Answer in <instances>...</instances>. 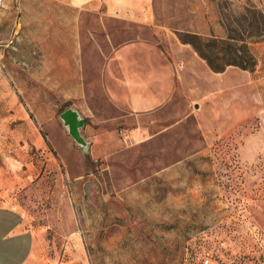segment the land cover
<instances>
[{"label":"rangeland","instance_id":"obj_1","mask_svg":"<svg viewBox=\"0 0 264 264\" xmlns=\"http://www.w3.org/2000/svg\"><path fill=\"white\" fill-rule=\"evenodd\" d=\"M248 6L5 0L0 264H264V41L215 72L178 35Z\"/></svg>","mask_w":264,"mask_h":264},{"label":"trees","instance_id":"obj_2","mask_svg":"<svg viewBox=\"0 0 264 264\" xmlns=\"http://www.w3.org/2000/svg\"><path fill=\"white\" fill-rule=\"evenodd\" d=\"M226 35L202 37L196 32H178L183 43L191 44L215 72L234 66L253 70L257 64L252 44L264 41V12L248 6L225 22Z\"/></svg>","mask_w":264,"mask_h":264},{"label":"water","instance_id":"obj_3","mask_svg":"<svg viewBox=\"0 0 264 264\" xmlns=\"http://www.w3.org/2000/svg\"><path fill=\"white\" fill-rule=\"evenodd\" d=\"M61 118L64 124L68 127L70 135L82 146L87 145V141L82 135L81 129L85 125V118L81 117L80 113L72 108H67L61 113Z\"/></svg>","mask_w":264,"mask_h":264},{"label":"crops","instance_id":"obj_4","mask_svg":"<svg viewBox=\"0 0 264 264\" xmlns=\"http://www.w3.org/2000/svg\"><path fill=\"white\" fill-rule=\"evenodd\" d=\"M71 1L73 2L74 5L78 6V5L86 4L87 2L92 1V0H71ZM133 13H135V12H133ZM117 15L125 17V18H130L131 17V12H126V11L125 12H120V13H117ZM136 15L139 18H143V17L149 18V12L146 11V10L145 11H139V12L137 11Z\"/></svg>","mask_w":264,"mask_h":264},{"label":"built area","instance_id":"obj_5","mask_svg":"<svg viewBox=\"0 0 264 264\" xmlns=\"http://www.w3.org/2000/svg\"><path fill=\"white\" fill-rule=\"evenodd\" d=\"M4 6H5V0H0V12L2 11ZM2 67H3V52L2 49L0 48V71L2 70ZM205 261L208 263L210 260L206 259Z\"/></svg>","mask_w":264,"mask_h":264}]
</instances>
